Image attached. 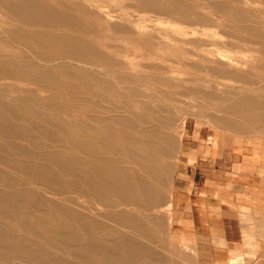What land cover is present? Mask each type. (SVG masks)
<instances>
[{
    "label": "bare ground",
    "instance_id": "6f19581e",
    "mask_svg": "<svg viewBox=\"0 0 264 264\" xmlns=\"http://www.w3.org/2000/svg\"><path fill=\"white\" fill-rule=\"evenodd\" d=\"M129 1L144 2L146 0H95L89 1L88 5L86 4L87 6L84 4L85 1L83 2L85 6H79L78 4H73L74 1L72 5H69L61 0H0V4L8 14L18 19L22 28H37V30L20 28L24 34L38 35L51 39L48 36L51 35L50 33L57 30V28H65L66 31L72 30L75 35H82L84 39L76 37L71 43L80 48V53L96 58L84 60L83 65L77 64L78 66L86 65L87 68H85L86 66L83 68L87 70L94 69L95 63H98L99 66H108L105 63L106 61H101L105 58L102 53L106 55L110 53L109 49L111 46L107 45L106 42L114 40L117 34L129 33L135 35L136 39L133 41L132 47L124 53L126 59L132 57V60L139 59L145 62H152V64H166L167 61H171L166 56L172 57L177 66L173 67L170 65L164 72L170 74L174 73L173 71H178L182 74L188 72V69L196 68V70H199L190 64L196 58L201 63L207 64V66H204L207 70L220 74H236L231 70L235 66V62L228 59L229 53L226 54L228 56L227 60L230 61L224 64L215 63L217 65L215 67L210 66L214 62H209V60L201 58L198 55L199 53L197 54L198 51L200 53H208L207 49L202 48L219 46L218 42L212 41V43L208 44L188 38V36L196 37L199 34V31L191 29L193 28L191 26H203L211 21V17L208 16L210 13L207 16L197 15L192 12L190 4L186 5L185 2H182L184 0L173 3L169 0H159L163 1V4L161 3L163 5L162 8L158 10L149 9V13L147 12L144 16L133 19V16L127 11L129 10L127 5ZM205 1L206 5L204 7L207 9H216V6H218L216 2L213 3L214 0ZM243 3L246 5L254 4L250 0H243ZM154 5L157 6L156 3L149 4L151 8ZM79 7L89 10L91 12L89 16L97 22L99 30L103 32L109 31L111 35L109 33L107 39L96 41L90 34L97 29L90 30L81 26L83 25L82 23L88 26L89 19L80 22L79 19L74 18L70 14L77 11ZM204 7L202 8L203 10ZM168 11L183 19L184 21H182L190 27H188L189 29L178 31L177 34L166 30L159 32L162 38L166 37L168 40L165 41L164 46H157V43L152 41L151 33L145 30L144 24L147 22L162 24L166 21H163V18H166L164 16H170L166 13ZM157 16L163 18H158ZM221 21L223 19L219 17L216 20L218 24ZM2 25H5V22L0 19V80L1 76L9 74L31 77H33V74H47L43 69L48 68L47 65H53L52 63H44L39 60L37 63L44 67L37 70L33 65L24 67L21 64L11 62L13 59L12 54L8 53L12 52V44L5 40L2 41L3 39L1 38L8 37L7 32H3L5 30L1 29ZM221 27L223 28V25ZM38 29H41V31ZM22 33L21 36L26 38ZM236 35H239V33ZM201 37L203 38V36ZM228 37L239 39L234 35H228ZM55 39L59 38L56 37ZM229 43L224 41V44L221 45L225 47ZM92 44L95 46H92ZM250 45L252 46V44ZM187 47H191V50H188ZM129 51H131L130 54H128ZM214 51L219 52L215 49ZM159 66H142L132 62L130 67H134V69L141 68L144 71L152 69L163 70ZM144 71H142V74H149ZM94 73L98 74L96 71ZM212 73L214 74V72ZM82 81H85L83 94L91 97H93L94 91L101 90L99 85L103 83L102 80L94 77L92 79L88 77ZM141 81L147 82L146 79ZM49 82L55 89L62 87V84L54 78ZM12 101L10 96L0 91V125L5 126L4 129L8 128V124L11 121L7 117L9 107L14 106ZM74 101V108L64 107L65 109L53 112L51 116L55 120L53 127H55V133L58 134L57 136H59L58 139L60 140H49V146L43 147L49 152L36 156L39 160L54 166L60 175L72 176L73 184L64 182L60 176H55L54 173L51 174L52 178L50 180H53L54 185L57 186H50V180L46 177L49 173L48 166L31 161L13 163L15 170L25 173L32 180L29 179L28 184H25L27 188H18V184L11 179L3 180L4 189L0 190V264H167L168 259L165 258V255L169 256L168 250L165 247L160 248L161 251L158 250L157 241L155 240L156 232L152 230L153 227L157 231L160 230L163 227L160 224L161 221L148 219L147 222H144L131 214H126V212L113 211L116 207L125 205L144 209L162 200L160 194L149 183L141 180L139 175H134L128 171L124 172L119 163L109 157V153L115 155L121 153L119 141L126 136L120 127L126 126L129 120L121 116V107L111 109L102 107L97 103H89V105L84 107V110L80 111L79 109L81 113L77 116L71 115V113L78 111V107L82 105L81 103L84 100L77 96ZM260 104L261 102L258 99L250 101L238 100L232 104V108L240 112L243 118H246V112L257 108ZM85 108H89V110L86 111L87 109ZM116 109L118 111H115ZM112 113L116 114L110 116ZM10 115L12 119L16 120L17 124H12L16 126L11 128L13 133L6 134L1 131L0 142L3 144H7L9 139L17 137L13 135L17 128V132L26 131L28 133L29 138H26V141H38L41 137L54 135L51 134L52 131L48 133L40 127H36L35 119L52 122V120L45 118L46 116L41 112H34L31 109H24V106H19ZM64 117L72 118L73 121H68ZM151 118L155 119L154 117ZM184 120L185 118H182L183 125ZM1 143L0 145H3ZM56 144L58 145L56 146ZM34 145H37V142H34ZM143 146L145 149L129 154L135 166L138 164L140 157L152 159L166 155L167 150L154 146ZM67 147L70 148L69 152L52 150L56 148L66 149ZM15 150L21 155L34 157L32 149L18 147L14 148ZM107 154L108 156L106 157ZM81 157L84 158L82 159ZM145 169L151 181L161 185L164 184L169 170L167 165L160 166L156 165V163H150L145 166ZM68 193H76V200L71 197L60 198V196ZM85 196L92 197L95 200L93 205L106 210V212L104 214L101 212L96 214L95 211L100 210L80 206L78 204L79 199ZM55 197L58 199H55ZM112 197L116 198L117 202L112 203L109 201ZM106 220H109L114 225L108 224ZM158 233L161 232L159 231ZM179 240L182 241L181 244L174 245V248L170 247V255L171 252L182 253L185 248H188L191 252L190 245L186 244L183 239ZM179 261L185 262L188 261V258L184 255V258Z\"/></svg>",
    "mask_w": 264,
    "mask_h": 264
},
{
    "label": "rangeland",
    "instance_id": "374dc122",
    "mask_svg": "<svg viewBox=\"0 0 264 264\" xmlns=\"http://www.w3.org/2000/svg\"><path fill=\"white\" fill-rule=\"evenodd\" d=\"M61 1H65V4L69 5H72L74 1L73 4L85 6L86 4L88 5L89 1L95 0ZM169 1L173 3L179 0ZM250 1H253L254 4L246 5L243 3V0H214L213 3L216 2L218 5L216 9L205 8V0L182 1L185 2L186 5L190 4L189 6L193 13L197 15L202 14L204 16L210 13L208 16L211 17V21L203 26H191L193 27L191 29H197L199 34L196 35V37L188 36V38L190 40H200L208 44L212 43V41L219 43V46H207L202 48L207 49L209 52L211 51V53H200L196 51L197 54L199 53L198 55H200L201 58H205L209 60V62H214L210 64V66L213 67L217 66L215 63L224 64L230 60H234L235 66L232 67L231 70L236 74H220L212 70H207L204 67L207 66V64L201 63V61L196 58H194V61L190 62V64L191 66L197 67L199 70H196V68L188 69V72L182 74L172 70L174 73L168 74L164 71L169 68L170 65L173 67L177 66L173 61L174 59L168 56L166 57L171 60L170 62L167 61L166 64L155 63L158 66L160 65L159 67L163 68V70L152 69L144 71L141 68H131L132 62L141 64L142 66L157 65L139 59L132 60V57L127 59L124 57V53L127 49L132 47V43L136 39L135 35L129 33L117 34L114 40L106 42L107 45L111 46L109 49L110 53H107V55L102 53V56L105 58L101 61H106L105 63L108 64V66H99L98 63H95L94 69L87 70L85 69L87 68L86 65L81 66L84 60H93L96 58L85 56L83 53H80V48L77 45L71 43L76 37L84 39L82 35H75L72 33V30L66 31L65 28H57V30L50 33L51 35L48 36H50L51 39H46L38 35L24 34L20 30L22 27L18 19L8 14L0 4V19L5 22V25H2L1 29L5 30L3 32H7L8 34L7 38L4 37L1 39H3L2 41L5 40L12 44V52L8 53L12 54L11 56L13 59L11 62L21 64V66L24 67L33 65L37 70L44 67L37 63L39 60H42L44 63L53 64L51 66L47 65L48 68L43 69L47 74H33V77L16 76L15 74L1 76L0 91L11 97L14 106L9 107L7 118L9 121L11 119V121L10 124H8V128L4 129L5 126L0 125V133L1 131L6 134L13 133L11 128L16 126L12 124L16 125L17 122L15 119H12L10 113L17 110L19 106H24V109L41 112L46 116L45 118L52 120V122L48 120L44 122L40 119H35L36 121L34 122L37 128L40 127L48 133L52 131L51 134H54L41 137L38 141H26V138H29L28 133L26 131L17 132V128L15 129L16 132L14 131L13 134L17 136L16 138L9 139L7 144L0 142L3 144L0 145V190L4 189L3 180L6 181L10 179L18 184V188H27L25 184L30 181V176L15 170L13 164L21 161H31L46 165L49 168V173L46 175L48 180L52 178L51 174L55 173V176H60L64 182L72 185V176L60 175L54 166L36 157L49 152L47 149L43 148L49 146V140H60L58 139V134L55 133V127H53L55 123V120L51 117L53 112L65 109L64 107L74 108V99L77 98V96L79 98L81 97L84 101H82V105L78 107V111L71 113V115H79V113H81L79 109L80 111L84 110V107L89 105V103H97L102 107L111 109L121 107V116L129 120L126 126L120 127L126 137H122L119 141L121 153L119 155L109 153V157L117 161L124 172L128 171L134 175H139L141 180L149 183V185L160 194L162 200L144 209L125 205L116 207L113 211L126 212V214H131L144 222H147L148 219L155 221L158 219V222L161 221L160 224H162L163 227L160 230L157 231L154 227L152 228V230L156 232L155 240L157 241L156 245L158 246V250L161 251L160 248L163 247L168 250L169 256L165 255V258L168 259L167 264H187L188 261L182 262L179 260H182L184 255L189 260L190 250L188 248L183 250L184 253L171 252L170 255V247L174 248V245L181 244L182 242L181 240L178 241V238H174V236L178 237L184 230V224L182 222L181 224L177 222L174 223L175 220H179V217L172 211V194L174 188L192 182L191 176L196 166L201 165V158L205 156L204 154L208 151V148L212 149L213 147L215 150V148L218 147L219 152L224 149L223 151H227L226 153L230 154L229 149L233 142L237 145L242 143L244 146L254 145L256 149L261 145L264 146V0ZM83 2L85 5H83ZM153 3H156L157 6L154 5V7L151 8L149 4ZM161 3L163 4V1L159 0H146L144 2L129 1L127 2L129 10L127 11L133 16V19H137V17H142L147 14V12L149 13V9L158 10L162 8L163 5ZM203 7L204 10L202 9ZM90 13L89 10L87 11L79 7L77 11L70 14L74 18L79 19L80 22L89 19L88 24L90 26L84 23H82L83 25L81 26L90 30L97 29L94 33L90 34L96 41L107 39L110 32L100 31L97 22L89 16ZM166 13L171 17L164 16L166 18H163L157 16L158 18H163V21L166 20L162 24H157L156 22H147L144 24L146 27L145 30L151 33L153 37L152 41L157 43V46H164L165 41L168 40L166 37L162 38L159 32L166 30L170 33L177 34L178 31L189 29L188 27H190L183 22V19L178 18V16L169 13V11ZM218 17L223 19L220 24L216 22ZM221 25H223L224 29ZM22 29L37 30L35 27H24ZM38 30L41 31V29ZM130 31L132 30L130 29ZM202 32L204 35L201 34ZM21 33L24 34L26 38H23ZM237 33H239V35H236ZM243 34L247 35L244 36ZM228 35H234L239 39L228 37ZM201 36H203V38ZM216 36L218 37L215 40ZM56 37L59 39L56 40ZM210 38L211 40L209 41ZM220 39L230 43L224 47L221 45L224 44V41ZM250 44H252V46ZM92 46L95 45L92 44ZM187 48L191 50V47ZM214 49L219 52L214 51ZM130 52L131 51H129L128 54H130ZM226 53H229V58ZM227 58L230 60H227ZM238 63L240 64L238 65ZM77 64L81 65L78 66ZM95 71L98 74H95ZM142 71L149 74H142ZM212 72H214V74ZM88 77L90 79L94 77L103 81V83L99 85L101 90L94 91L93 97L83 94L85 81L82 80ZM53 78L62 84L61 88L55 89L50 85L49 81ZM144 79H146L147 82L141 81ZM256 99H258L261 104L257 108L247 111L246 118H243L240 112L232 108V104L238 100L250 101ZM85 109H87L86 111L89 110V108ZM115 111H118V109ZM114 114L116 113H112L110 116ZM182 118H185L183 121L184 125L182 124ZM65 119L73 121L72 118ZM217 140H219L218 144L216 143ZM34 142H37V145H34ZM57 145L58 144H56V146ZM143 145L159 147L165 151L167 150L166 155L152 159L140 157L138 164L135 166L129 154L145 149ZM140 146L142 147L140 148ZM18 147L32 149L34 157L21 155L16 150L14 151V148ZM52 150L69 152L68 150H70V148H56ZM214 150L212 149V151ZM190 152L194 154V161L191 163L185 158V154H189ZM107 156L108 154L106 157ZM224 157L231 158V156L227 154H225ZM81 158L83 159L84 157ZM150 163H156V165L160 166L167 165L169 167L163 185L150 180L149 175L146 173L147 170L145 169V166ZM49 184L53 187L57 186L54 185L53 180H50ZM65 197H71L76 200L77 194L68 193L60 196V198ZM55 199L58 198L55 197ZM109 201L113 203L117 202V199L112 197ZM94 202L95 200L92 197L85 196L79 199L78 204L85 208H96L100 210L95 211L96 214L100 212L104 214L106 210L94 206ZM4 222L8 223L7 221ZM106 222L110 225H114L109 220H106ZM159 231L161 233H158Z\"/></svg>",
    "mask_w": 264,
    "mask_h": 264
},
{
    "label": "crops",
    "instance_id": "0c3cea01",
    "mask_svg": "<svg viewBox=\"0 0 264 264\" xmlns=\"http://www.w3.org/2000/svg\"><path fill=\"white\" fill-rule=\"evenodd\" d=\"M242 144L231 143L230 154L208 148L192 182L173 190L172 211L184 224L174 238L190 245L187 264H264V146Z\"/></svg>",
    "mask_w": 264,
    "mask_h": 264
}]
</instances>
